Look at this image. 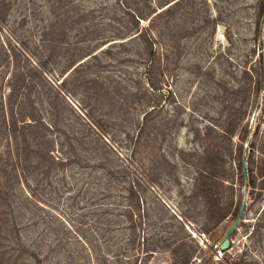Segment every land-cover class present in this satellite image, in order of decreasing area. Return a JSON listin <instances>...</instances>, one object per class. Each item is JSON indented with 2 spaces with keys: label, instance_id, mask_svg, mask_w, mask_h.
<instances>
[{
  "label": "rangeland",
  "instance_id": "obj_1",
  "mask_svg": "<svg viewBox=\"0 0 264 264\" xmlns=\"http://www.w3.org/2000/svg\"><path fill=\"white\" fill-rule=\"evenodd\" d=\"M263 1L0 0V264H264Z\"/></svg>",
  "mask_w": 264,
  "mask_h": 264
},
{
  "label": "water",
  "instance_id": "obj_2",
  "mask_svg": "<svg viewBox=\"0 0 264 264\" xmlns=\"http://www.w3.org/2000/svg\"><path fill=\"white\" fill-rule=\"evenodd\" d=\"M242 169H243V174H244V178L245 181L248 180V173H247V169H246V162L245 160H243L242 162ZM245 205H246V195L243 196L241 205H240V209L239 212L236 216V218L234 219L232 225L229 227V229L226 231V233L224 234L222 240H221V244H220V250L221 251H226L229 249L230 247V236L232 235V233L234 232V230L236 229V225L240 219V217L242 216L244 209H245Z\"/></svg>",
  "mask_w": 264,
  "mask_h": 264
},
{
  "label": "trees",
  "instance_id": "obj_3",
  "mask_svg": "<svg viewBox=\"0 0 264 264\" xmlns=\"http://www.w3.org/2000/svg\"><path fill=\"white\" fill-rule=\"evenodd\" d=\"M263 4H262V11H261V14H263L264 13V1L262 2ZM264 87V71H261V79L258 81V88H260V89H262ZM263 96H264V94H263ZM242 176H243V180H244V182H245V178H244V174H242ZM247 182V181H246ZM252 182V183H251ZM249 184L251 185V184H254L255 185V182H253V180L251 181L250 180V182H249ZM246 203H247V198H246ZM240 205H241V201H239V205L237 206V209H236V211H235V215H234V218L237 216V214H238V212H239V209H240ZM224 217V215L223 216H221V218H223Z\"/></svg>",
  "mask_w": 264,
  "mask_h": 264
}]
</instances>
